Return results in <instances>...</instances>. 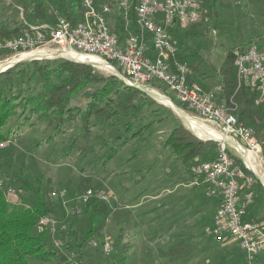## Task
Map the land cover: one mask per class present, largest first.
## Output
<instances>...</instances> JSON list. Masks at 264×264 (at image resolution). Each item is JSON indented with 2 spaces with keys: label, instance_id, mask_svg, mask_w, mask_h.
Wrapping results in <instances>:
<instances>
[{
  "label": "trees",
  "instance_id": "16d2710c",
  "mask_svg": "<svg viewBox=\"0 0 264 264\" xmlns=\"http://www.w3.org/2000/svg\"><path fill=\"white\" fill-rule=\"evenodd\" d=\"M21 1H11L10 4L15 7ZM52 1L55 6L64 7L63 11L71 22L77 19L78 0ZM94 1L97 6L104 3L110 5L112 17L108 22L109 29L121 41L128 30H135V2H132L128 11L130 25H126L117 0ZM206 1L201 0L199 19L186 27L187 29L204 28L202 24H199L201 16L202 20L210 18L211 25L216 22L215 5L218 0H208V13L205 16L203 5ZM45 4L46 0H28L23 4V13L25 16H30L32 20L36 19L37 23H53L49 17H53L54 14L43 9ZM107 16L109 14L106 18ZM27 23L30 22L22 19L19 21L15 19L11 24L0 23V37L6 38L22 33L28 29ZM180 30L182 28L175 26L170 33L176 38ZM257 44L259 47H264L263 44ZM246 47L247 45H241L226 51L220 64L217 80V85L221 88L218 94L238 120L254 127L264 157V107L258 102L255 89L247 88L239 83L233 65L235 52ZM5 53L6 51L0 50V58H4ZM184 57L178 54V58ZM110 64L123 73L116 62L110 61ZM190 66L194 70L197 69V65L190 64ZM38 77L41 80L40 84L36 85L35 79ZM92 82L98 85L88 88ZM121 89L131 94L125 99L113 101L110 96L114 93L120 94ZM78 94L82 95L83 103L79 101ZM134 94H138L141 98L134 100ZM146 97L145 92L127 85L114 74L99 78L93 67L87 63L64 58L22 61L0 71V141L14 138L24 126L43 124V131L47 135L43 141L37 143L38 148L54 143L58 136H68L70 137L69 149H84L85 145L95 140L94 130L103 124V121H109L116 131L113 136L107 135L100 144L104 153L102 164H107L118 152L126 149L125 145L128 142L141 137L151 125L152 121L145 122L147 118L140 116L143 114L142 105L147 102L143 98ZM170 98L179 107H186L173 93ZM72 100L75 101L74 104L71 103ZM125 110L126 118L122 121V113ZM138 122L141 124L138 125ZM163 146L170 147L177 160L184 165L188 164V170L189 165L199 160L196 159L197 157L213 158L217 144L212 140L200 139L177 124L171 129ZM68 155L69 151L64 153L62 158L65 159ZM129 157L138 158L139 153L136 156L133 153ZM136 167H134L136 170L143 169L146 164L137 163ZM24 174L22 168L10 174L0 169L2 183L0 185V264H46L55 257L66 263L72 253L76 255L72 261L75 257H81L82 248L90 243L93 237L97 236L95 238L99 237L103 242L102 230L107 225L109 214L113 212L112 202L109 204L100 200H90L80 204L79 213L74 211L77 205L76 197L86 189L87 179L79 177L71 182L72 188L67 194L68 197L65 194L71 202L64 204L63 201L66 200L62 201L59 196H51V192L61 191L51 177L40 174L27 179ZM258 181L256 178V182ZM9 187L13 189V193L21 192L17 199L12 200L8 197ZM26 193H28L27 198ZM214 202L217 204V201L214 200ZM42 216L63 217L65 223L62 226L56 224L54 227L40 228L38 222ZM78 216L87 219L88 227L84 230H80ZM54 244H60L61 249L54 248ZM180 252L181 249L173 246L164 251V254L170 255L171 259H177L182 255Z\"/></svg>",
  "mask_w": 264,
  "mask_h": 264
},
{
  "label": "rangeland",
  "instance_id": "374dc122",
  "mask_svg": "<svg viewBox=\"0 0 264 264\" xmlns=\"http://www.w3.org/2000/svg\"><path fill=\"white\" fill-rule=\"evenodd\" d=\"M7 1L9 3H6ZM11 1L15 0H0L1 24H11L15 19L17 21L22 19L32 24L36 22V19L32 20L30 16H25L23 13V4L27 3L28 0H22L19 5L15 7L10 4L12 3ZM59 2H61V0ZM208 2L207 0L203 5V13L205 16L206 13H208ZM52 3V0H46L43 9L54 14L53 17L51 16L49 18L52 20L51 22H55L56 14L65 15V13L62 5L57 7ZM215 9L217 12V20L213 25H211L212 21L210 18L202 20L201 16V22L199 24H202L204 28H184L177 33V37H174V39L178 46L179 56H185L183 59L180 58V60L185 62L188 66V80L198 85L202 91L211 94L216 102H225L220 99L218 94L221 89L220 86L217 85L220 64L224 59L226 51L231 47L236 48L241 45L248 46L252 43L264 45V0H218ZM108 14L109 16H107V19L109 22L112 15L111 12ZM2 40H4V37H0V42ZM179 45L183 47H179ZM0 50L4 49L0 47ZM9 54L10 53L6 51L4 58H0V60L4 61V59L8 58ZM64 59L69 60V58ZM104 63L108 66L109 70L91 65L99 78L115 72L112 65L106 62ZM190 64L197 65V69L194 70ZM40 80L41 78L39 77L35 79L36 85L40 84ZM95 85L98 84L92 82L91 85H88V88L95 87ZM147 88L160 95H166L169 98L172 93H170V90L159 80L151 81L147 84ZM130 94L131 93L121 89L120 94L114 93L110 97L113 101H116L125 99ZM77 97H79L80 102L84 101L81 94H78ZM139 98L141 97L138 94H134V100L137 101ZM143 99L147 100V102L142 105L141 111L143 114H140V116L143 115V117L147 118L145 122L152 121V123H150L151 125L148 127L147 131L145 130L141 137H136L125 145V148L130 150V153H127L128 157L130 154L134 153L136 156L139 153L137 163L146 164V167H143V169L139 168L136 170L134 168L135 163H129V165L124 166L122 170L114 168L111 165L113 161L115 162L119 158L124 149L120 151V154H118L116 158H113L109 164H102L104 153L100 148V144L103 143L107 135L112 134L113 136L114 131H116L109 121H103V124L99 125L96 129L97 131H93L95 140L89 142L87 146L85 145L84 149H69L70 137L68 136H58L54 143L48 144L44 148H38L37 143L43 141L47 135L45 131H43V124L24 126L16 133L14 138L6 140V144L0 147V169L10 174L22 168L25 173L24 177L27 179L40 174L51 177L55 185L64 192V197L62 198V201L63 199L66 200L63 201L64 204L66 202L67 204L71 202L70 199L66 197H68L67 194L72 188L71 182L79 177L87 179L86 188H98L108 193L109 204L114 200L115 196H120L119 199L133 198L136 202L137 199H140L141 192L154 190L156 188L162 189L164 188L163 186L168 183L167 178L172 179L175 175L174 171H176V167L172 165L174 159L172 156L173 152L170 147L163 146L173 126L179 124L194 134L187 127L183 118L176 113L172 107L165 105L160 100L154 99V97L148 94L147 97ZM257 99L261 106L264 107V102L260 100L259 97H257ZM74 102L75 101L72 100L71 103L74 104ZM181 111L193 117L198 122H201L205 129L217 128L214 123L200 118L191 109L185 107L181 108ZM125 113H127L126 110L122 113V121H125ZM121 120L118 119L119 123H121ZM140 124L141 122H138V125ZM195 136L203 140L215 141L206 135L202 137L196 133ZM67 151H69V155L65 157V159L62 158ZM229 151L234 159L237 160L240 167L245 170L247 175L256 179L255 173L246 167L241 155L231 147H229ZM262 154L263 153H261L258 159H254L257 160L259 170L256 174L263 180L264 157ZM147 158L153 160H147ZM201 158L205 159V157H197L196 159ZM186 165L185 167L187 169L188 164ZM168 186L170 187L172 185ZM253 189L256 195H254L256 201L264 199V185L260 180L253 184ZM19 192L20 191H14L13 193V189L11 188V191L7 192V195L10 199L15 200L18 198ZM180 193H182L184 198H188L191 194L190 191L187 193L183 188H179L177 192L173 195L170 194L165 199H171V201H175L176 199L180 201L183 199ZM197 193L199 194L197 197L202 203L207 204V208H202L201 211H195L198 217L194 220L189 219L190 222L178 232L179 235L177 233L167 235L165 231H162L165 237L168 236L165 243L159 242L158 240L154 241L159 236L161 233L160 230H163L162 227L164 226V220L161 216L152 221L153 218L151 217L156 218V215L159 214L158 211H147L146 207H150V204L146 205L147 203L139 207L136 204L132 206L129 215L121 217L120 219L116 211L109 214L107 225L102 230L101 236L103 241L107 240L111 245V252L109 254L106 255L101 251V241L99 237L95 238L97 237L95 236L92 240H95L97 245H93L91 240L90 243H87L84 248H82L81 257H75L72 261V258L76 256L72 253L70 259L66 263L63 262L62 259L55 257L51 262L46 264H168V262L162 263V258L160 256L169 257L167 258L168 260L174 261L176 258L171 259L170 255L164 254V251L167 249L162 248L175 243V247H178L179 250L181 249L180 253H182V255L180 257H183L187 254V249L185 247V245L189 243L187 241L189 238L190 240L192 237L196 238L197 235L203 236V239H205L207 243L203 253L205 260L210 256L218 257L217 248L230 249V252L238 253L235 240L226 236L225 240L217 241L211 234L205 231V227L211 224L215 206L209 198L205 197L202 188L197 189ZM25 197H28V193L25 194ZM252 216L255 217L264 228V200L255 206L254 211H252ZM77 218L79 220L78 224L80 225V230H84L88 227L87 219L82 216H78ZM52 219L54 220L53 224L49 223L46 227H54L56 224L62 226L65 223L63 217H53L51 220ZM184 239L186 240L184 241ZM54 246L53 247L56 249H61L60 244H54ZM170 248H172V246H170ZM122 257L124 258L122 259Z\"/></svg>",
  "mask_w": 264,
  "mask_h": 264
},
{
  "label": "built area",
  "instance_id": "2783aa9c",
  "mask_svg": "<svg viewBox=\"0 0 264 264\" xmlns=\"http://www.w3.org/2000/svg\"><path fill=\"white\" fill-rule=\"evenodd\" d=\"M117 1L126 25L130 24L128 11L135 2L136 30H128L122 41L109 29L106 18L111 10L109 4L97 6L94 0H78L79 11L74 22L66 15L56 14L53 23H27L28 29L22 33L4 38L0 47L10 54L4 61L0 60V65L27 55L36 59H54L59 55L68 58L63 53L73 51L92 55L107 64L116 62L123 71H119L122 80L140 90L153 80L162 82L180 103L200 118L214 123L217 128L211 129L224 136L215 138L205 134L216 141L215 156L196 160L188 168L193 184L203 189L205 197L217 201L211 224L205 231L217 241L229 236L243 252V264H258V257L264 251V228L248 217L256 179L240 167L229 147L239 153L236 147L239 145L258 159L261 144L253 126L238 120L225 102H216L211 94L188 80V66L178 58V46L170 33L175 26L184 29L199 19L201 0ZM233 65L239 83L255 89L264 102V47L252 43L238 49ZM228 138L236 144L230 145ZM240 140H244L245 148ZM6 142L0 141V147ZM51 196L63 198L64 192L53 191ZM90 200L109 202V195L102 189L87 187L76 197L75 213H79L80 204ZM53 221L42 216L38 226L42 228ZM92 244L97 245L95 240ZM100 245L104 254L111 252L107 240Z\"/></svg>",
  "mask_w": 264,
  "mask_h": 264
},
{
  "label": "crops",
  "instance_id": "0c3cea01",
  "mask_svg": "<svg viewBox=\"0 0 264 264\" xmlns=\"http://www.w3.org/2000/svg\"><path fill=\"white\" fill-rule=\"evenodd\" d=\"M127 153H130L129 149H124L123 152L121 153L123 155H121L120 152H118L114 156V158H116V156L120 154L119 158L115 162L113 161V163L115 164L111 163V165L114 168H119V170H122L124 166L129 165V163H135L134 166L136 167L138 158L128 157ZM172 156L174 158L172 161V165L176 167V171H174L175 175L173 176L172 179L167 178L168 183L165 184V186H163L164 188L162 189L156 188L154 190H147L145 192H141L140 199H137L136 202L133 198L119 199L120 196H115V198L113 197L114 200L112 201V205L114 206L113 211L117 212V216L119 217V219L121 217L129 215L132 206L136 204L138 205V207L146 203H147L146 205L150 204V207H146L147 211L155 210L158 211L159 213L156 215L157 216L156 218L151 217L153 218L152 221L159 218L160 216L164 220V226L162 227L163 230H160L161 233L158 231L160 234L154 240V241L158 240L159 242H163V243L166 242V239L168 237V236L165 237L164 236L165 234L167 235H173L174 233L178 234V232H180L183 229V227L190 222L189 219L194 220L198 217L195 211L197 210L201 211L202 208L203 209L207 208V204L202 203L201 200L197 197L199 196V194L197 193V189L201 187L193 184V178L187 172L185 165L179 160H177L174 154ZM147 160H153V159L147 158ZM110 161L107 162V164H109ZM168 185H172V186L169 187ZM179 188H183L185 191H187V193L190 191L191 194L189 195V197L184 198L182 193H180L181 197L183 198L180 201L176 199L175 201L174 200L171 201V199H167V200L165 199L170 194L173 195L175 192H177ZM255 196L253 199V203L250 207V210L248 212V217L253 219H255V217L252 216V211H254V208L257 204L261 203L264 200L262 199L261 201H256ZM209 200H211V202H213V205L216 207L214 200L212 199ZM162 231H165V234H163ZM185 240L186 239H184V241ZM187 242L189 243L188 245H185L187 249V254L185 256L177 258L175 261L168 260L167 258L169 257L160 256L162 258V263L168 262V264H243L244 255L243 252L239 249L238 245H237L238 253L236 252L232 253L230 252V249L217 248L218 257L210 256L208 259L205 260L203 253L204 250L206 249L207 243L205 239H203V236L197 235L196 238L192 237L191 240L189 238ZM175 245H176L175 243H172L169 244L167 247L164 246L162 249L165 248L168 249L170 248V246L173 247ZM258 264H264V251L258 257Z\"/></svg>",
  "mask_w": 264,
  "mask_h": 264
},
{
  "label": "bare ground",
  "instance_id": "6f19581e",
  "mask_svg": "<svg viewBox=\"0 0 264 264\" xmlns=\"http://www.w3.org/2000/svg\"><path fill=\"white\" fill-rule=\"evenodd\" d=\"M37 54L38 55H42V53H37ZM63 54L65 56H67L69 59L88 62V63H91L94 66H97L99 68H103V69L109 70L108 66L104 63L105 61H102V60H100L97 57H94L92 55L77 54V53H75L73 51L64 52ZM8 63H11V61H8L7 63L0 65V67L5 66ZM158 98L165 105H168V106L174 108L172 103H171V101L169 99H166L165 97H162V96H159ZM175 111H176V113H178L184 119V121L189 125V127L195 133H197L199 136L204 137L205 134H209L210 136L215 137V138L224 137L218 131L212 130L211 128L205 129L202 126L201 122H198L196 119H194L193 117L189 116L185 112H183L181 110H178V109H175ZM236 147L238 148L240 155L243 157L246 166L252 172H254L256 174V172L259 171L258 170L257 160L254 159V156L250 155L249 152H247L246 150L241 149V147L239 145H236ZM263 181H264V177H263Z\"/></svg>",
  "mask_w": 264,
  "mask_h": 264
},
{
  "label": "water",
  "instance_id": "95a60500",
  "mask_svg": "<svg viewBox=\"0 0 264 264\" xmlns=\"http://www.w3.org/2000/svg\"><path fill=\"white\" fill-rule=\"evenodd\" d=\"M63 56L62 55H59V56H57L56 58H62ZM32 59H36V57H34V56H32V55H27V56H22V57H20V58H18L17 60H14V61H11V63H8L7 65H5V66H2V67H0V71H3V70H5L6 68H8V67H11V66H13L14 64H17V63H19V62H21V61H28V60H32ZM69 60H72V59H69ZM74 61H76V62H83V63H87V64H90V65H93V64H91V63H88V62H84V61H77V60H74ZM94 66V65H93ZM111 74H114V75H116L117 77H119L120 79H122V76H121V74H120V72H119V70L118 69H115V72L114 73H111ZM141 90L143 91V92H145L146 94H148V95H150L151 97H154V99H157V100H159V96H162V97H165L166 99H170L168 96H166V95H160L159 93H156V92H154V91H152V90H150V89H148V88H141ZM170 101H171V103H172V105H173V107L175 108V109H178V110H181V108L174 102V101H172V99H170ZM173 108V109H174ZM174 109V110H175ZM184 120V119H183ZM186 123V122H185ZM187 124V123H186ZM187 127L196 135V133L189 127V125L187 124ZM230 145H234L235 144V142L234 141H232V140H230V139H227L226 140ZM240 144L244 147V145H245V142H244V140H240ZM245 148V147H244ZM255 176L257 177V179H259L260 180V182L264 185V181L262 180V178L259 176V175H257V174H255Z\"/></svg>",
  "mask_w": 264,
  "mask_h": 264
}]
</instances>
